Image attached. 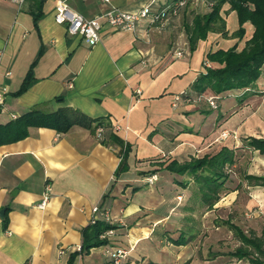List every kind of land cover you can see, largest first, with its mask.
I'll return each mask as SVG.
<instances>
[{"label": "crops", "instance_id": "1", "mask_svg": "<svg viewBox=\"0 0 264 264\" xmlns=\"http://www.w3.org/2000/svg\"><path fill=\"white\" fill-rule=\"evenodd\" d=\"M169 1L155 0L152 10ZM66 3L92 19L112 7L138 11L151 0ZM54 10V0L22 5L0 0V86L8 89L0 125L34 110L48 114L68 108L80 118L67 133L30 128L26 138L0 146V264H68L71 259V264H112L108 251L116 248L129 251L121 264H251L228 254L243 245L241 232L264 233V186L247 180L264 178V154L249 144L264 139V68L245 96L226 93L217 109L182 99L174 106L173 99L185 93L195 98L192 84L205 73L206 56L243 50L253 36L252 24H243L242 38L231 37L240 25L225 3L220 16L228 37L209 32L189 51L185 24L208 11L203 3H191L164 30L149 18L132 32L104 25L98 43L90 46L56 24ZM30 69L33 81L19 93ZM102 117L128 144L126 169L117 176L118 142L103 144L87 128L89 120ZM222 149L233 153V164L225 168L219 199L211 207L201 198L208 172L195 176L165 168ZM151 176L156 180L149 183ZM46 184L49 201L39 209ZM95 206L107 209L115 226L109 245L71 258ZM243 224L250 229L243 230ZM223 226L234 246L226 253L221 251L226 243L212 241L217 234L206 237L205 231Z\"/></svg>", "mask_w": 264, "mask_h": 264}, {"label": "trees", "instance_id": "2", "mask_svg": "<svg viewBox=\"0 0 264 264\" xmlns=\"http://www.w3.org/2000/svg\"><path fill=\"white\" fill-rule=\"evenodd\" d=\"M170 1L168 4L171 3ZM191 3V0L187 1L185 7L178 9L177 15ZM195 3L205 4L208 11L204 14H194L192 21L185 24L186 43H188L189 51H193L197 42L204 40L209 32L219 33L224 39L228 37L226 23L220 16L221 8L225 3H229L230 10L236 12L240 25L231 37L242 38L244 35L242 26L246 22L251 23L254 27L253 36L246 42L243 50L237 51L233 47L228 50H218L206 56V61L210 63V67L205 68V73L198 75V78L192 84V90L197 94L195 98L198 95L207 97L208 95L205 93L211 92L215 96L217 104V101L226 93H240L245 96L260 78L264 68V0H197ZM38 18L39 15L34 17L35 24ZM153 24L158 28L157 22ZM32 81V70L30 69L18 92L25 91ZM195 98L185 93L180 97V100L193 101ZM79 123V115L68 108H61L48 114L36 110L30 111L7 124L0 125V146L26 138L30 128H50L59 134H64ZM87 128L95 136L96 130L102 128L103 132L99 140L103 144L110 145L113 141L118 142L120 162L116 171L117 176L120 171L126 169L125 161L128 144L117 139L111 126L103 117L89 120ZM249 144L257 151L259 150L261 154H264V139L252 138ZM233 158L234 155L231 151L222 149L214 156L199 160L194 159L182 165L173 161L165 168L173 173H190L195 176L199 171L208 172L209 174L203 177L202 183L206 191L201 198L206 206L211 207L219 199L221 185L219 181L226 176L225 168L233 164ZM247 180L254 182L256 185L264 186V178L251 176ZM114 227V225L104 220H98L94 224H89L83 228L80 251L73 253L71 258L78 254H85L92 248L109 245V240L103 235L107 230H114ZM240 238L243 245L228 255L242 259L246 258L252 262L251 264H264V233L257 237L252 233L244 235L241 232ZM71 260L68 261V264L72 263Z\"/></svg>", "mask_w": 264, "mask_h": 264}, {"label": "built area", "instance_id": "3", "mask_svg": "<svg viewBox=\"0 0 264 264\" xmlns=\"http://www.w3.org/2000/svg\"><path fill=\"white\" fill-rule=\"evenodd\" d=\"M55 1V10H54V21L58 25H64L66 27V31L71 35L80 36L83 40L90 46H94L100 40V32L104 25L112 27V29L123 30V31H135L139 22L143 19H151L152 24L157 22L158 29L164 30L170 21V17L177 15L178 9L186 6L187 1L189 0H177L170 1L171 3L164 5L160 10H152V4L155 0H151V3L144 6L142 9L134 12L122 11L117 8H111L110 10L104 12L102 15L97 16L92 19H87L82 15L72 11L66 0H54ZM103 2H109L110 0H101ZM18 5H22L25 0H13ZM192 3L197 2V0H191ZM172 5L174 6L172 8ZM182 51L176 52V57H182ZM2 59V52L0 51V64ZM210 67V63L208 61L204 62V68ZM8 89L6 87L0 86V106L3 104L4 98L6 97ZM140 93V91H136ZM182 95H177L174 97V106L177 101L180 100ZM194 102L204 101L207 105L212 109H217L216 98L215 96H203L198 95L197 98L193 100ZM116 128V127H115ZM103 129L98 128L96 130V136L101 138ZM228 134L223 132L221 137L226 138ZM156 180V176H151L147 179L149 183H152ZM50 194V185L46 184L45 193L42 197V200L36 204L37 208L44 209L49 201ZM180 199V197L178 198ZM92 219L90 220V224H94L99 220L100 217L107 223L111 222L110 214L107 209H100L95 206L92 208ZM249 216V215H247ZM113 234V230H107V232L103 235L109 240V237ZM80 251V248H78ZM60 253H63L61 251ZM108 256H110L112 264H121L123 260L129 254V251L122 248H116L108 251Z\"/></svg>", "mask_w": 264, "mask_h": 264}, {"label": "rangeland", "instance_id": "4", "mask_svg": "<svg viewBox=\"0 0 264 264\" xmlns=\"http://www.w3.org/2000/svg\"><path fill=\"white\" fill-rule=\"evenodd\" d=\"M243 214V213H242ZM260 214H262V213H260ZM210 216L212 215V214H209ZM250 215V214H249ZM209 216V217H210ZM263 216V215H262ZM264 217V216H263ZM264 219V218H263ZM220 220H218V222H219ZM264 221V220H263ZM262 220L260 221L261 223H264ZM242 229L243 230H249L250 228L247 226V225H244L243 224V226H242ZM214 228L213 227H211V228H206L205 229V231L207 232L206 233V237H209V235H211L212 234V231H213V233H215V234H217V236L216 237H211L212 238V241H218L217 239H219L220 238V241H221V243H226V244H222V252L223 253H226L227 251H231V250H234V246H233V244L230 242V240L227 238V235H228V229L226 228V227H224L223 226V228H222V231H218V232H214ZM225 235V236H224ZM212 236V235H211ZM227 238V239H226ZM211 241V242H212ZM208 243L209 242H206L205 244H206V246L208 245ZM215 243V242H214Z\"/></svg>", "mask_w": 264, "mask_h": 264}, {"label": "water", "instance_id": "5", "mask_svg": "<svg viewBox=\"0 0 264 264\" xmlns=\"http://www.w3.org/2000/svg\"><path fill=\"white\" fill-rule=\"evenodd\" d=\"M3 212H4V210H2V211H1L0 215H2V214H3Z\"/></svg>", "mask_w": 264, "mask_h": 264}]
</instances>
